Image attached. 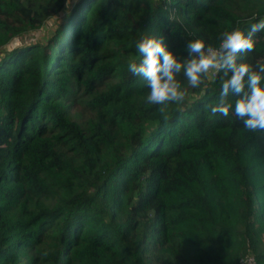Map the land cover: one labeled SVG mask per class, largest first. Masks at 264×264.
<instances>
[{
	"label": "trees",
	"instance_id": "16d2710c",
	"mask_svg": "<svg viewBox=\"0 0 264 264\" xmlns=\"http://www.w3.org/2000/svg\"><path fill=\"white\" fill-rule=\"evenodd\" d=\"M65 0H0V52ZM264 18V0H77L45 41L0 56V264H264V133L212 116L223 73L149 104L133 43L179 59ZM264 63V32L238 63Z\"/></svg>",
	"mask_w": 264,
	"mask_h": 264
},
{
	"label": "clouds",
	"instance_id": "9594fccd",
	"mask_svg": "<svg viewBox=\"0 0 264 264\" xmlns=\"http://www.w3.org/2000/svg\"><path fill=\"white\" fill-rule=\"evenodd\" d=\"M77 0H65V14L70 15ZM264 32V18L251 23L247 33L240 28L221 34L218 48L206 46L201 38L189 40L185 44L186 57L179 59L164 44L163 39L143 35L134 41L133 46L141 57L128 64V71L146 81L149 92L146 101L158 105L162 117L168 119V107L172 103L183 102L186 91L177 80L183 74L191 88H198L211 70L223 73L220 99L209 105L212 116L227 117L233 105L228 102L230 95L237 99L234 114L244 129L253 133H264V63H258L256 69L238 58L254 51V37Z\"/></svg>",
	"mask_w": 264,
	"mask_h": 264
},
{
	"label": "rangeland",
	"instance_id": "374dc122",
	"mask_svg": "<svg viewBox=\"0 0 264 264\" xmlns=\"http://www.w3.org/2000/svg\"><path fill=\"white\" fill-rule=\"evenodd\" d=\"M66 17L65 6L61 13L54 15L50 19L46 20L39 28H36L25 35H21L10 42L3 51L0 52V56L3 55L4 51H9L15 47L24 46L37 41L45 42L54 32L57 25L64 20ZM213 71L211 70L208 74L213 77Z\"/></svg>",
	"mask_w": 264,
	"mask_h": 264
},
{
	"label": "built area",
	"instance_id": "2783aa9c",
	"mask_svg": "<svg viewBox=\"0 0 264 264\" xmlns=\"http://www.w3.org/2000/svg\"><path fill=\"white\" fill-rule=\"evenodd\" d=\"M215 70L213 71V76H215ZM237 264H257V261H256V257L255 255L250 252V251H247L244 255H242Z\"/></svg>",
	"mask_w": 264,
	"mask_h": 264
}]
</instances>
